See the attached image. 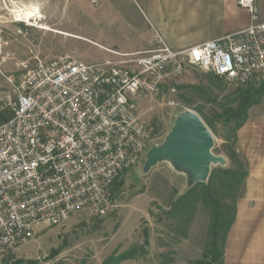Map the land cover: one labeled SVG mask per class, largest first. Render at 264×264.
Wrapping results in <instances>:
<instances>
[{"label":"built area","instance_id":"obj_1","mask_svg":"<svg viewBox=\"0 0 264 264\" xmlns=\"http://www.w3.org/2000/svg\"><path fill=\"white\" fill-rule=\"evenodd\" d=\"M238 5L249 14L240 31L174 49L150 23V49L92 64L17 61L0 30V75L9 84L2 102L12 115L0 123V257L81 211L110 214L113 185L157 141L139 105L175 93L171 82L197 70L229 86L264 84V21L257 0Z\"/></svg>","mask_w":264,"mask_h":264},{"label":"rangeland","instance_id":"obj_2","mask_svg":"<svg viewBox=\"0 0 264 264\" xmlns=\"http://www.w3.org/2000/svg\"><path fill=\"white\" fill-rule=\"evenodd\" d=\"M30 7L41 10L45 17L42 28L70 36L18 23L12 12ZM213 10L171 5L163 0H0V30L8 43L6 50L17 61L70 57L92 64L118 60L116 54L150 49L153 19L184 37L177 41L189 46L214 40L210 37L221 24L211 22ZM3 69L9 75L13 63ZM170 87L176 92L165 99H147L139 105L141 119L152 130L156 145L164 143L180 115L192 111L213 127V131L209 129L215 143L213 154L228 161L226 167L214 166L212 170L230 168L225 146L237 151L238 133L236 143L231 133L235 122L226 123L218 116L227 108L236 109L240 91L248 89L261 93L259 104L247 112L249 124L244 125L243 135L247 141H254V137L264 141V84L234 87L212 74L191 70L186 77L171 82ZM8 90L7 80L0 75V117L11 113L2 102ZM145 164L146 158L115 182L111 191L114 208L108 216L81 211L60 226L41 228L34 241L13 255L0 257V264H104L114 254L122 256L141 247L148 251L146 256L121 264L205 262L204 254L212 240L210 210L200 204L189 225L179 216L166 215L186 193L187 179L169 162L148 172Z\"/></svg>","mask_w":264,"mask_h":264},{"label":"crops","instance_id":"obj_3","mask_svg":"<svg viewBox=\"0 0 264 264\" xmlns=\"http://www.w3.org/2000/svg\"><path fill=\"white\" fill-rule=\"evenodd\" d=\"M163 1L171 5L215 9L211 11V22L221 24V27L216 29L210 39H215L219 34L235 33L249 25V14L239 7L238 0ZM257 4L264 21V0H257ZM153 20L156 25L150 22L171 42L169 45L172 48L189 46V43L177 41L184 40V37L177 35L156 19ZM244 128L238 132L237 151L246 160L249 176L238 201L236 221L227 239L225 264H264V141L257 137H254V141H247L243 135Z\"/></svg>","mask_w":264,"mask_h":264},{"label":"trees","instance_id":"obj_4","mask_svg":"<svg viewBox=\"0 0 264 264\" xmlns=\"http://www.w3.org/2000/svg\"><path fill=\"white\" fill-rule=\"evenodd\" d=\"M261 91L248 89L240 91L239 104L236 109L227 108L218 116V120L226 123L235 122L231 133L235 136L237 143V133L247 122V112L254 105L259 104L258 95ZM11 113L7 117H0V123L11 118ZM207 127L213 131L212 125L203 120ZM225 154L231 164L230 168L213 170L210 179L205 184H198L185 194L172 206L166 215L179 216L183 223L189 225L202 204L211 212V237L209 248L204 254L205 262L197 264H225L226 243L232 226L236 221L237 205L241 198L242 191L249 176L247 164L241 159L236 149L232 146H225ZM112 200L114 198L112 196ZM147 246V243H146ZM148 251L145 247L130 251L128 254L116 256L115 254L107 259L104 264H121L127 259H136L146 256Z\"/></svg>","mask_w":264,"mask_h":264},{"label":"water","instance_id":"obj_5","mask_svg":"<svg viewBox=\"0 0 264 264\" xmlns=\"http://www.w3.org/2000/svg\"><path fill=\"white\" fill-rule=\"evenodd\" d=\"M214 137L194 112L180 115L161 145H153L146 156L145 171L169 162L187 179L186 192L209 181L214 166L226 167L228 161L213 154Z\"/></svg>","mask_w":264,"mask_h":264},{"label":"bare ground","instance_id":"obj_6","mask_svg":"<svg viewBox=\"0 0 264 264\" xmlns=\"http://www.w3.org/2000/svg\"><path fill=\"white\" fill-rule=\"evenodd\" d=\"M27 9H30L27 11ZM12 14L15 16V19L19 22L25 23L31 27H37L38 29L42 28L43 21L45 20V17H43L41 10L36 7H30V8H19L17 11L12 12ZM44 31L52 32V33H58L65 36H70L67 33L52 30L48 27L42 28Z\"/></svg>","mask_w":264,"mask_h":264}]
</instances>
